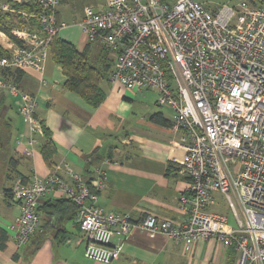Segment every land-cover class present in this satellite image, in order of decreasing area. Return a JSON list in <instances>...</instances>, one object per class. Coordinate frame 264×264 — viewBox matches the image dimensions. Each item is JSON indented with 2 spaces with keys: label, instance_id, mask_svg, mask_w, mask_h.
<instances>
[{
  "label": "built area",
  "instance_id": "obj_1",
  "mask_svg": "<svg viewBox=\"0 0 264 264\" xmlns=\"http://www.w3.org/2000/svg\"><path fill=\"white\" fill-rule=\"evenodd\" d=\"M60 1L0 0V14L24 17V26L10 32L20 45L0 31L12 44L0 56V93L14 98L27 126V157L43 129L36 100L7 74L43 72L52 39L67 28L57 19ZM74 25L88 43L114 54L112 84L131 92L155 91L157 105L172 111L170 130L184 150L179 165L187 188L178 208L185 216L175 223L151 214L133 220L107 212L96 204L105 188L101 172L92 192L63 164L45 178L14 184L10 195L18 214L9 226L14 243L25 245L34 236L39 202L53 191L76 207L86 259L110 264L134 234L155 233L185 251L212 240L237 252L235 264H264V0H238L212 10L199 0H104L103 10L84 8ZM214 193L224 197L235 227L208 211Z\"/></svg>",
  "mask_w": 264,
  "mask_h": 264
},
{
  "label": "crops",
  "instance_id": "obj_2",
  "mask_svg": "<svg viewBox=\"0 0 264 264\" xmlns=\"http://www.w3.org/2000/svg\"><path fill=\"white\" fill-rule=\"evenodd\" d=\"M77 1L61 0L58 7ZM86 7L103 10L104 0H89ZM57 19L64 23L59 8ZM66 26L58 36L79 51L85 50L92 65L101 71L99 86L104 99L92 108L69 90L61 67L50 55L42 73L32 69L17 72V86L36 100V119L54 145L49 167L41 153L44 135L37 138L32 156L23 154L29 136L27 126L14 98L7 92L0 93V120L8 131L0 134V229L8 236L0 250V264H102L84 257L85 240L76 221V207L63 203L57 192L50 191L41 198L39 224L28 243L17 245L8 233L18 214L10 197L16 181L32 176L45 178L63 164L80 175L92 192L97 172H101L105 188L97 194L96 204L107 212L124 213L133 220L151 214L175 223L185 216L178 208V198L187 188L179 165L184 150L175 144L177 136L170 130L172 111L157 105L155 91L131 92L112 84L109 75L115 66L114 54L99 44L88 43L77 26L74 29L80 36L66 34L73 29ZM11 47L7 38L0 37L1 50ZM217 194H213V206ZM119 239L115 235L113 243ZM236 258L233 248L216 241L196 243L185 251L182 245L159 234L136 233L124 242L119 258L110 264H235Z\"/></svg>",
  "mask_w": 264,
  "mask_h": 264
},
{
  "label": "trees",
  "instance_id": "obj_3",
  "mask_svg": "<svg viewBox=\"0 0 264 264\" xmlns=\"http://www.w3.org/2000/svg\"><path fill=\"white\" fill-rule=\"evenodd\" d=\"M13 7H16V5L14 4ZM17 8L25 11H35L28 5L18 6ZM21 27L23 26L20 19L16 21L13 20L12 16L9 14H0V31L5 33V35L16 45H20L21 43L12 36L10 32L12 28ZM4 54H6V51L0 49V56ZM49 55L52 61L61 67L62 74L66 77L65 86L80 96V98H82L89 106L97 108L104 99V93L99 86L103 76L101 71L89 61L86 51H79L71 43L56 36L52 39L50 44ZM18 71L20 70L7 74L15 84V78ZM0 97L2 96L0 95ZM1 107L2 103L0 102V112ZM155 116L158 117V115H154L153 117ZM43 135L44 143L41 147L42 157L45 163L49 167H52V159L55 154L54 145L46 130H43ZM62 202L69 203L65 199H62ZM7 240L8 236L6 232L3 229H0V250L4 249Z\"/></svg>",
  "mask_w": 264,
  "mask_h": 264
},
{
  "label": "rangeland",
  "instance_id": "obj_4",
  "mask_svg": "<svg viewBox=\"0 0 264 264\" xmlns=\"http://www.w3.org/2000/svg\"><path fill=\"white\" fill-rule=\"evenodd\" d=\"M199 1L204 3V5L210 10H212L216 6H218V7H221L223 5L234 6L238 2V0H199ZM88 5H89V0H78L77 2L69 4L67 6L60 5L58 7L59 12L62 15V19L64 20V23H66L69 26V28H73V29H69V30L65 31L66 34H70L71 32H75L77 36H80L79 33L76 32L77 29H74V28H76L75 27L76 25H73V24L79 22L80 16L84 10V7L88 6ZM31 7L33 8L32 10L36 9L35 5H31ZM2 14H7V13H2ZM9 15H10V13H9ZM12 18H13V20H16V21L20 19L22 26H24V22L22 20V19H24V17H22L21 15H14L13 14ZM32 24H33L32 22L29 23V25H32ZM15 30H17V29H15ZM79 38L81 39V37H79ZM0 128H1L0 134H6L8 132L7 129L1 123V120H0ZM208 211L224 216L225 218H227V224L231 227H235V221L232 217L231 212L227 208L224 197L222 195H218V194L216 195L215 205L213 207H211ZM8 233L11 235L10 232H8Z\"/></svg>",
  "mask_w": 264,
  "mask_h": 264
}]
</instances>
